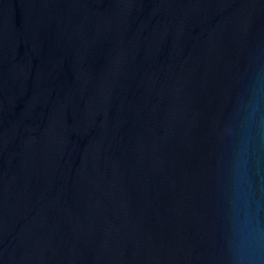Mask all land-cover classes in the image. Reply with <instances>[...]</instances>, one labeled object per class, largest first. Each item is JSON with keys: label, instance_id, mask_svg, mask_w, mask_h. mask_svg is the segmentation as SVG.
<instances>
[{"label": "water", "instance_id": "obj_1", "mask_svg": "<svg viewBox=\"0 0 264 264\" xmlns=\"http://www.w3.org/2000/svg\"><path fill=\"white\" fill-rule=\"evenodd\" d=\"M0 264H264V0H0Z\"/></svg>", "mask_w": 264, "mask_h": 264}]
</instances>
